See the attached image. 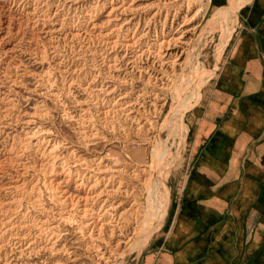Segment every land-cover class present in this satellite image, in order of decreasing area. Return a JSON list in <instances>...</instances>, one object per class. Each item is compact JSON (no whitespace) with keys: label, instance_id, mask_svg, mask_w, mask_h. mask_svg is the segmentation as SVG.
Instances as JSON below:
<instances>
[{"label":"rangeland","instance_id":"374dc122","mask_svg":"<svg viewBox=\"0 0 264 264\" xmlns=\"http://www.w3.org/2000/svg\"><path fill=\"white\" fill-rule=\"evenodd\" d=\"M92 1L84 0V3L91 5ZM120 1L122 2L118 0L112 4ZM152 1L154 0H141L140 3L147 5ZM130 2L131 0H128L127 5ZM226 2L227 0H174L159 3V8L158 4L151 6L142 13L144 15L158 11L160 17L154 19L157 25L164 22L165 13L171 18L170 21L176 20L170 24L171 27H167L166 39L180 37L181 31L178 29L181 17L186 14L187 17H192L188 26L196 28L187 47L189 54L183 66L184 72L172 77L168 72L162 71L164 78L174 81L169 90L159 89L153 83L147 86L137 76L131 75L128 76L131 79L130 84L107 80L106 82L114 85L119 91H129L132 94L143 89L150 93L153 91L157 97V107L144 115L146 128L137 135L132 134L126 138L120 133L114 135L110 130L100 128L104 138L89 141L87 146L82 143L80 128L83 123L88 125L85 119L89 115L97 119L96 105L90 90H85L86 85L79 81L70 84L64 79L57 65L60 59L50 48L52 23L36 25L29 15L20 37L12 35L7 37L5 42L0 40V204L19 199L21 206L13 215L14 219H31L38 223H43L44 220L56 222L54 220L59 221L61 213L59 202L67 198V209L73 216L71 220L60 221L56 231L59 239L55 241V250L35 253L30 259L31 262L105 264L99 257L101 255L111 259L108 264H136L137 255L143 248L139 249L137 234L132 236L122 249L109 240H105L98 256L90 249L81 225L84 211L80 209L84 202H81V205H75V202L88 196L89 185L86 183L78 186L82 179L86 181L90 176L102 174L90 170L84 163L75 162V159L86 160L89 164L93 163V159H96V162L101 160L104 167L112 168L128 165L130 171H149L156 162L168 165L172 163L169 169L153 172L162 194V206L155 211L143 235L145 246L163 227L162 223L168 214L172 197V187L185 165L188 136L185 115L182 127H176L174 132L168 129L167 119L178 95L183 93L184 98H189L193 93L195 98L189 100L188 110L198 99L202 86L219 68L226 47L219 51V45L228 32L220 30L218 25L229 23L234 6V0ZM17 12L19 10L14 8L13 13ZM106 19V8L93 12L85 23V36H93L95 31L102 28V24L106 25ZM70 21V26L76 29V21ZM237 23L231 24L230 38ZM125 37L126 42L132 40L131 36ZM10 46L13 48L6 52ZM121 66L125 71L123 60ZM193 72L197 80L196 86L192 91H184L187 86L186 79L193 75ZM3 100L10 101L13 106V112L9 116H5L6 106ZM163 101L166 105L160 109ZM38 109L40 111H37ZM42 111L48 114L40 117L38 113ZM152 130H156V135L149 140ZM33 134L32 142L24 145L25 136ZM38 139L44 140L42 146H38ZM156 155L158 157H155ZM130 171L124 170L115 174L121 177L122 185L128 191L127 195L121 197L118 222L121 229L129 233L135 228L139 231L140 226H143L145 206L147 207L150 199L148 186L142 183L141 177L133 176ZM112 172L106 171L103 174L111 176ZM35 198L39 199L38 205L31 202ZM98 229L94 228L96 234H99ZM119 257L121 262H117Z\"/></svg>","mask_w":264,"mask_h":264},{"label":"bare ground","instance_id":"6f19581e","mask_svg":"<svg viewBox=\"0 0 264 264\" xmlns=\"http://www.w3.org/2000/svg\"><path fill=\"white\" fill-rule=\"evenodd\" d=\"M114 1L118 2V0H93L89 5L85 4L84 0H0L1 41H7V37L12 35L20 37L23 25L28 20L29 15L36 25L52 23L53 35L50 48L60 59L57 65L64 79L70 84L79 81L86 85V87L84 86L85 90H90L96 105L97 119L95 120L94 116L89 115L85 119L88 125L82 122L80 128L81 140L85 146L88 145L89 141L104 138L100 128L108 129L114 135L120 133L126 138L132 134L137 135L146 128L147 121L144 115L157 107L156 94L144 89L134 94L129 91H119L118 88L106 81L130 84L128 76L131 75L137 76L147 86L153 83L159 89L169 90L174 81L167 80V77L164 78L162 71L168 72L172 77L182 73L189 54L187 47L196 28L191 25L188 26L192 17L189 18L186 14L181 17L180 28H177L181 31V36L166 39L167 27L176 20L170 21L171 18L165 13L164 22L157 25L154 19L160 17L158 11L144 15L142 13L151 6L158 4L157 8H159V3L174 0H154L147 5L140 3L141 0H131L128 5V0L112 4ZM241 1L234 0L229 23L218 25L220 30L228 32L223 36L219 51L226 46L230 38L231 24L235 25L238 22V7ZM14 8L19 10L17 14L13 13ZM105 8L107 22L104 24L106 25L103 26L102 24V28L95 31L93 36H85L84 27L87 19L93 12ZM70 20L76 21L78 24H76V29L70 26L72 22ZM125 36H131L132 40L126 42ZM1 41L0 45L2 44ZM12 48L13 46L8 47L6 52ZM45 48L47 49V47ZM122 60L126 66L125 71V68L121 66ZM186 81L187 86L184 91H192L197 83L195 73L189 76ZM194 98L193 93L189 98H184L183 93L177 96L167 119V127L170 132L176 131L178 126L182 127L188 102ZM3 102L6 107L5 111H2L6 113L5 116H9L13 112V106L10 101L3 100ZM165 105L164 102L161 105L162 108H159L163 109ZM38 114L41 117L48 113L42 111ZM3 120L5 119H1V121ZM155 133L156 130L150 131L149 140L156 135ZM25 137L24 145H28L32 142L34 134ZM43 141V139H38V146H42ZM75 160V162L84 163L90 170L102 174L101 176H90L86 181L82 179L78 186L81 187L87 183L89 185L88 196L84 200L79 198L75 202V205H81V202H84L80 209L84 211L81 225L90 249L98 256L103 249L105 240H109L116 247L121 248L136 234L139 240V249L144 247L143 235L146 233L149 222L156 213L155 211L162 206V194L156 184L155 177H153V172L169 169L172 163L168 165L156 162L149 171H141V169L130 171L128 165L122 168H112L104 167L101 160L96 162V159H93L91 164L86 163V160ZM124 170L130 171L135 177H141L142 183L148 186L150 192L148 205L145 206L143 226H140L139 231L135 228L131 233L122 230L118 222L119 207L122 205L121 197L127 195L128 191L122 185L121 177L115 174H120ZM106 171H113L112 175L105 176L103 173ZM31 202L33 205H38L39 199L35 198ZM68 204L67 198L60 200L59 221L56 219L54 220L56 222L44 220L43 223L34 222L31 219H14L13 215L21 206L19 199L0 204V264H34L30 259L35 253L55 250V241L58 237L56 231L60 226V221H68L73 218L71 211L67 209ZM87 205L88 207H86ZM94 228H99V234L95 233ZM99 257L105 264L111 262L109 257L106 258L101 255ZM121 257L118 258L117 262H121Z\"/></svg>","mask_w":264,"mask_h":264},{"label":"crops","instance_id":"0c3cea01","mask_svg":"<svg viewBox=\"0 0 264 264\" xmlns=\"http://www.w3.org/2000/svg\"><path fill=\"white\" fill-rule=\"evenodd\" d=\"M232 34L184 114L185 165L136 264H264V0L241 1Z\"/></svg>","mask_w":264,"mask_h":264}]
</instances>
